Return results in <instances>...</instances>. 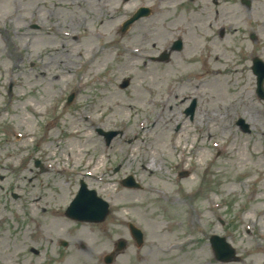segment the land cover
Returning a JSON list of instances; mask_svg holds the SVG:
<instances>
[{
  "label": "rangeland",
  "instance_id": "1",
  "mask_svg": "<svg viewBox=\"0 0 264 264\" xmlns=\"http://www.w3.org/2000/svg\"><path fill=\"white\" fill-rule=\"evenodd\" d=\"M145 3L153 15L121 35L122 20ZM164 7L161 0H0V264H105L120 238L126 249L111 264H264V99L250 58L264 59V0L250 8L240 0H176L169 14ZM190 9L201 22H191ZM216 10L220 25L207 28ZM225 24L220 40L210 38ZM195 35L197 59L187 60ZM177 36L186 44L181 54L146 58ZM130 44L145 48L141 57L127 54ZM170 89L176 94L162 112ZM98 128L122 134L106 145ZM153 159L157 169L144 168ZM129 174L140 188L121 183ZM81 180L110 204L100 224L64 215ZM128 221L143 230L142 247ZM212 234L235 248L232 262L214 257Z\"/></svg>",
  "mask_w": 264,
  "mask_h": 264
},
{
  "label": "water",
  "instance_id": "2",
  "mask_svg": "<svg viewBox=\"0 0 264 264\" xmlns=\"http://www.w3.org/2000/svg\"><path fill=\"white\" fill-rule=\"evenodd\" d=\"M261 62L255 61L254 70L257 74H259V84L262 82V72H261ZM243 121H241L242 123ZM246 127V125H244ZM109 140L112 137L113 134H108ZM126 182V181H125ZM128 184H131V182L128 180ZM107 203L102 201L101 199L95 197L94 192L87 193L84 189L80 191L79 195L76 197L75 201L71 205V207L68 209V213L79 219H85V220H92V221H101L105 218L108 208ZM134 237L139 241V243L142 242V235L141 233L136 230H132ZM212 244L214 247V250L216 252V255L219 259L223 261H228L234 258V250L230 247V245L225 241L224 238H219L214 236L212 238ZM124 243L123 241H120L119 247H123Z\"/></svg>",
  "mask_w": 264,
  "mask_h": 264
},
{
  "label": "bare ground",
  "instance_id": "3",
  "mask_svg": "<svg viewBox=\"0 0 264 264\" xmlns=\"http://www.w3.org/2000/svg\"><path fill=\"white\" fill-rule=\"evenodd\" d=\"M89 38H90V39H91V38H94V36H93V35H88V40L90 41ZM189 51H191V48H190ZM221 82H222V81H221ZM219 92H220V94L224 92V91H223V85L220 86V90H219ZM175 94H176V93L174 92L173 96H174ZM220 98H222V95H220ZM145 168H153V169H157V168L155 167V159L151 160V161L145 166ZM195 219H197V218H196V215H193V216H192V220H195Z\"/></svg>",
  "mask_w": 264,
  "mask_h": 264
}]
</instances>
